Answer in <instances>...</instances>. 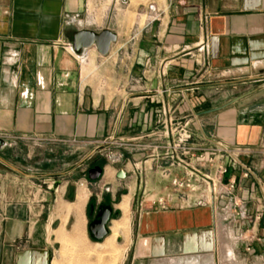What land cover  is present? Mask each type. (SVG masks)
Wrapping results in <instances>:
<instances>
[{"label":"crops","instance_id":"1","mask_svg":"<svg viewBox=\"0 0 264 264\" xmlns=\"http://www.w3.org/2000/svg\"><path fill=\"white\" fill-rule=\"evenodd\" d=\"M164 11L133 40L120 37L107 19L98 25L89 0H0V207L6 213L0 264H53L54 252L48 219L39 234L16 206L7 208L17 203L3 200L8 181L3 168L12 169L13 162L21 178L68 187L79 181L74 176L82 160L49 173L56 154L70 162L110 134L157 143L164 110L177 121L190 119L192 146L249 147L254 174L237 179L212 205L142 212L131 264L213 253L223 221L234 241L233 257L246 252L232 262L264 264V0H171ZM104 28L117 35L107 55L94 47L71 51L74 31ZM92 59L94 82L81 72L82 63ZM122 154L132 196L136 189L140 196L165 188L159 163L147 158V150ZM231 197L242 202L245 217L236 208L227 211ZM257 212L258 225L251 230L248 217Z\"/></svg>","mask_w":264,"mask_h":264},{"label":"rangeland","instance_id":"2","mask_svg":"<svg viewBox=\"0 0 264 264\" xmlns=\"http://www.w3.org/2000/svg\"><path fill=\"white\" fill-rule=\"evenodd\" d=\"M170 1L171 0H89V13L94 17L98 25L102 24L104 26L107 19L106 23L110 25L120 37L129 36L134 40L135 37L139 35L144 24H146L153 15L148 10L149 5L153 3L157 7L158 11L155 17L157 18L156 22H159L164 16V10ZM125 46L126 45H123L122 47ZM96 67L94 59H92L88 65L82 63L81 72L83 78H88L94 82L95 77H98ZM97 150L98 149L92 150V148H88L81 153H76V155L72 156L70 162L68 161L67 163H62L60 157L56 154L55 168L52 167L51 170L49 169V173H57L74 160H82L81 171L76 174L77 176H74L75 180L79 181H75V184H69L68 187H64V185L59 183L52 185L48 182L45 184L41 182L42 179L38 181L37 179H28L24 176V178H21L17 175L18 173H15L14 169L16 170L17 167L13 162L11 164L13 170L9 167L3 168L4 172L8 175L7 187L3 189V200L7 203H10V201L17 203L11 206L8 204L7 208L9 209L16 206V210L24 215L28 225H36L35 228L39 234H44L43 226L46 220H49L47 234L51 237V243L54 248L53 264H95L92 261L93 257H85L83 253L76 250L75 243H72L71 240L74 241L80 238L89 247L101 243L103 240L94 241L91 240L89 236L87 226L89 220L85 212L87 205L88 203L97 204L100 201H110L113 204V211L116 212V216L109 224V236L111 234L110 228L112 222L122 218V213L118 209V204L124 196L129 197L128 225L126 224L124 229L119 230L116 235L117 238H115V243L118 249V258H116L114 264H131L133 255V231L139 215L148 210L149 207L146 201L147 191H142L139 196L136 189L135 195L132 196V189L127 188L129 185L127 182L128 180L126 178L119 179L116 177L117 171L121 168L124 169V167L122 165H117V167L108 166ZM95 163L101 165L105 170H103L98 180L90 181L88 179L87 169ZM83 184L88 191V197H86L87 200L82 206L81 212L79 211V213H77L78 211L76 212L74 209L75 207L72 206H74L76 202L75 194ZM45 198L47 202L43 200ZM5 217L6 213L4 208L0 207V224ZM78 218L81 219L78 221ZM248 221L251 230L257 228L255 225L259 220H255L253 217L249 216ZM81 224H83V226ZM74 225L78 226L75 227ZM222 227L224 229L222 238H220L218 242L216 241L215 251L213 253L212 251H203L192 255L178 253L160 264H191L194 261H197V264H240L232 262L235 257H233L232 260L228 257L227 248L231 250L230 247L234 241L231 235L225 234L227 232L225 230L229 227L226 221H223ZM73 229L74 231H72ZM58 230L64 233L63 238H60L59 235L56 236ZM242 253L246 252L241 251V255H237L235 259L244 257ZM103 258L108 262V258H111V255H106ZM135 264L140 263L135 262Z\"/></svg>","mask_w":264,"mask_h":264},{"label":"built area","instance_id":"3","mask_svg":"<svg viewBox=\"0 0 264 264\" xmlns=\"http://www.w3.org/2000/svg\"><path fill=\"white\" fill-rule=\"evenodd\" d=\"M148 10L153 14L149 20L156 21L158 9L155 4H150ZM162 116L155 133L157 143L123 139L113 134L96 142L97 152L110 167L126 164L122 154L125 149L147 150V158L159 163L156 171L166 186L158 191H147L148 210L212 205L234 189L237 179H247L254 174L247 161L252 154L249 147L221 142L208 149L192 146L190 119L177 121L168 116L165 110ZM164 161H168L167 165L162 164ZM133 166H137V163H133ZM231 169H239L238 175L232 174ZM260 187L264 190V182ZM230 207L236 208L241 216H246L242 202L235 197L229 199L227 211ZM259 218L257 212L253 219Z\"/></svg>","mask_w":264,"mask_h":264},{"label":"water","instance_id":"4","mask_svg":"<svg viewBox=\"0 0 264 264\" xmlns=\"http://www.w3.org/2000/svg\"><path fill=\"white\" fill-rule=\"evenodd\" d=\"M117 39L115 32L110 29L104 28L100 31H94L92 29H77L72 34L71 40V50L73 52H79L80 50L88 49L94 47L99 55L105 56L110 50V46ZM2 145V141H0ZM103 168L97 166L88 169L87 175L88 179L91 181L97 180L102 174ZM126 172L124 169H119L116 173V177L119 179H124ZM110 205L104 207L103 211L98 214L100 220H95L88 225L89 230L93 233L94 238L100 240L107 235V229L105 228V223L111 213ZM116 216V215H115ZM98 231L95 233V231Z\"/></svg>","mask_w":264,"mask_h":264},{"label":"bare ground","instance_id":"5","mask_svg":"<svg viewBox=\"0 0 264 264\" xmlns=\"http://www.w3.org/2000/svg\"><path fill=\"white\" fill-rule=\"evenodd\" d=\"M85 187L86 186H84V184L81 185L79 187L77 195L75 196L76 197L75 198L76 202H75L74 206H72V207H75L74 209L76 210V212L78 211L77 213H79V211L81 212L82 206L85 204V202L87 200L86 197H88V191H87V189ZM118 209L122 213V218L117 220V221H113L112 222L111 228H110L111 229V234L109 236H107L101 243L96 244L93 247H89L80 238H77L75 240L73 239L75 242L71 240L72 243H75L74 245L77 248L76 250H78L81 253H83L84 256L87 257V258H92L93 257L92 261L95 264H114L116 258H118V253H117L118 249H117V245L115 243V238H117L116 235L119 232V230L124 229V227L126 226V224L128 222V212H129V210H128L129 209V197L128 196H124L122 198V200L118 204ZM72 211H74V210H72ZM82 215H83V213H82ZM79 219H81V218H78V221H79ZM81 225L83 226V224H81ZM76 226H78V225H76ZM75 230H76V228H75ZM72 231H74V229ZM58 235H59L60 238L64 237V233L62 231L59 232ZM227 249H228L227 250L228 251V257L230 258V260H232L233 259L232 252H231V250L229 248H227ZM106 255H109V256L111 255V258H108V262H106V260L103 258ZM197 263H198L197 261H194L191 264H197Z\"/></svg>","mask_w":264,"mask_h":264},{"label":"flooded vegetation","instance_id":"6","mask_svg":"<svg viewBox=\"0 0 264 264\" xmlns=\"http://www.w3.org/2000/svg\"><path fill=\"white\" fill-rule=\"evenodd\" d=\"M97 166H99V167L102 168L101 165L95 163V164H93V166L89 167L88 169H91V168H94V167H97ZM102 173H103V171H102ZM94 181H96V180H94ZM107 205H110V207L112 209L111 210V213L109 214V217H108V219H107V221L105 223V228L107 229V235L104 236L103 238H101L100 240L95 239L93 233L88 228V233H89V236H90L91 240H94V241H102V240H104L108 236L109 231H110L109 230V224L111 223L112 219L115 217V213L116 212L113 211L114 210L113 204L110 201H107V202L100 201L97 204L96 203H88V205H87V209L85 211L87 213V217H88V220H89L87 226L90 223H92L93 221H95V220H100V218L98 217V214L101 213L103 211L104 207L107 206ZM97 232L98 231L96 230L95 233H97Z\"/></svg>","mask_w":264,"mask_h":264}]
</instances>
